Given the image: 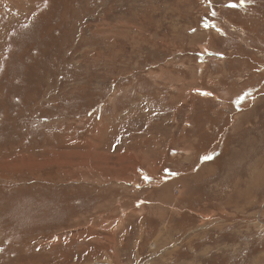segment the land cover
Here are the masks:
<instances>
[{"label":"rangeland","instance_id":"1","mask_svg":"<svg viewBox=\"0 0 264 264\" xmlns=\"http://www.w3.org/2000/svg\"><path fill=\"white\" fill-rule=\"evenodd\" d=\"M0 264H264V0H0Z\"/></svg>","mask_w":264,"mask_h":264},{"label":"snow or ice","instance_id":"2","mask_svg":"<svg viewBox=\"0 0 264 264\" xmlns=\"http://www.w3.org/2000/svg\"><path fill=\"white\" fill-rule=\"evenodd\" d=\"M209 157H205V159H208Z\"/></svg>","mask_w":264,"mask_h":264},{"label":"bare ground","instance_id":"3","mask_svg":"<svg viewBox=\"0 0 264 264\" xmlns=\"http://www.w3.org/2000/svg\"><path fill=\"white\" fill-rule=\"evenodd\" d=\"M147 166V165H146Z\"/></svg>","mask_w":264,"mask_h":264}]
</instances>
